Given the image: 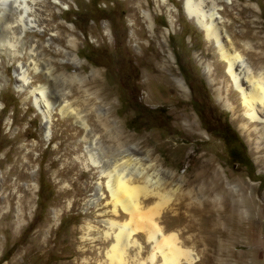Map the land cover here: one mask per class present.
<instances>
[{
    "label": "rangeland",
    "instance_id": "1",
    "mask_svg": "<svg viewBox=\"0 0 264 264\" xmlns=\"http://www.w3.org/2000/svg\"><path fill=\"white\" fill-rule=\"evenodd\" d=\"M163 1L46 0L50 8L43 15L53 31L28 32L21 41L0 24V264L96 263L94 255H81L83 228L90 223L96 228L92 235L100 236L101 221L111 216L102 218L89 205L98 175L89 167L86 132L74 119L83 116L107 144L93 100L89 105L93 96L124 132L126 144L149 151L161 178L172 176L166 190L174 195L163 209L161 227L179 233L183 247L197 257L195 264H264V154L217 98V85L211 83L219 63L215 48L187 16L184 0ZM218 4L221 13L227 7L226 19L235 20L233 31L250 29L256 51L264 52V0ZM68 37L75 42L73 50L67 48ZM33 41H38L35 61L44 71L53 70L56 87L50 91L67 96L54 107L49 135L30 95L47 80L30 69L31 84L19 88L18 65L30 64ZM6 45L23 55L14 62ZM56 49L75 55L74 64ZM65 103L77 113L74 117L61 115ZM208 159L221 172L231 204L243 196L246 208L232 214L231 205L208 194L202 182L187 185ZM108 202L105 194L100 205ZM109 210L110 205L102 211ZM99 248L105 252L97 242L84 249ZM149 252L147 245L142 260Z\"/></svg>",
    "mask_w": 264,
    "mask_h": 264
},
{
    "label": "bare ground",
    "instance_id": "2",
    "mask_svg": "<svg viewBox=\"0 0 264 264\" xmlns=\"http://www.w3.org/2000/svg\"><path fill=\"white\" fill-rule=\"evenodd\" d=\"M219 1L222 0H184L185 12L202 31L207 42L215 48L219 63L215 66V73L213 72L215 79L211 83L217 85L215 88L217 98L236 116L235 122L241 123L242 133H247L249 138L253 136L252 140H248L255 145L256 151L264 154V52L258 53L256 47L253 46L251 30L247 29L250 28L249 24H246L245 32L238 34L233 31L235 20H229L223 16L227 7L221 13ZM45 2L46 0H0V24H3V30L10 31L13 35L18 33L19 41L28 32L42 36L53 31L50 25H47L48 20L43 15V9L47 7ZM14 15L15 18H13ZM146 18L151 21L150 15L146 14ZM50 35L54 38L58 36V33L55 31L53 35ZM66 43L68 49H75L73 39L68 37ZM37 44L38 41H33L30 45L28 53L31 59L30 64L19 63L18 82L22 90L29 87L32 80L30 69L34 75L40 74L47 80V84L31 90L30 95L43 120L46 121L45 130L49 135L54 107L64 103L67 96L50 91L51 87H54L53 80L51 81L53 70L46 68L44 71V68L39 65L40 62L35 61L37 54L34 52ZM47 45L49 46V43ZM4 47L6 48L5 53L14 62L17 57L23 55L22 52L9 49L7 45ZM260 48L264 49V44ZM56 53H61L66 59L74 61L75 55L69 54L66 50L56 49ZM224 67H226V73L223 71ZM206 68L208 74H211L212 70L209 67ZM61 78L64 82L68 81L64 75H61ZM97 83L91 81L92 85H98ZM97 99V96L89 98V105H92L93 100L95 108L92 112L95 114L97 124L106 128L107 144L93 132L87 120L82 118L83 116L80 117V114L76 115L75 111L69 109V103H65L66 105L60 109L62 116L68 114L74 117L76 115L75 121L86 132L83 143L89 159V167L96 170L98 175V183L92 195L93 200L89 205L99 212L102 218L111 216L101 221L105 229L100 236H93L92 232L96 228L90 223L86 224L81 238L83 245L81 255L88 253L94 255L95 264H156L158 258L161 264H181L182 261L186 264H195L197 257L190 249L183 247L179 233L174 231L166 233L161 227L163 209L174 195L166 190L167 182L172 176L169 177L166 174L164 178H161L149 151L144 154L139 145L126 144L124 132L120 130L116 122L111 121L110 126V119L105 112L108 109L103 110V106L98 105ZM148 142L143 143V148L148 146ZM162 145L165 146V144ZM262 162H264V156ZM201 168L203 172L192 181H188L187 185L202 182L206 185L208 194H215L218 200L231 205L232 214L236 210L246 208V199L243 196L242 201L231 204V192L226 190L221 172L215 169L213 160L208 159L202 162ZM227 185L230 186V182H227ZM105 194L109 201L105 206L112 207L110 212L102 211L105 206L100 205V202L105 199ZM154 199L157 202L152 203ZM208 206L205 205L204 210L211 212ZM211 222L212 226H215V223ZM140 240H145L150 248L145 260H142V254L147 245L144 247ZM96 242L104 247L105 252L102 248L92 251L84 249L86 245ZM82 264L91 263L85 261Z\"/></svg>",
    "mask_w": 264,
    "mask_h": 264
},
{
    "label": "trees",
    "instance_id": "3",
    "mask_svg": "<svg viewBox=\"0 0 264 264\" xmlns=\"http://www.w3.org/2000/svg\"><path fill=\"white\" fill-rule=\"evenodd\" d=\"M238 143H240V142L238 141ZM240 145H241L242 149L244 150L245 146L243 144H241V143H240Z\"/></svg>",
    "mask_w": 264,
    "mask_h": 264
}]
</instances>
